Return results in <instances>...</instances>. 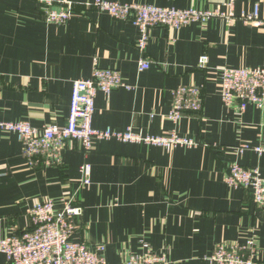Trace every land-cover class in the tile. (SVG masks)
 Returning a JSON list of instances; mask_svg holds the SVG:
<instances>
[{
  "label": "crops",
  "instance_id": "1",
  "mask_svg": "<svg viewBox=\"0 0 264 264\" xmlns=\"http://www.w3.org/2000/svg\"><path fill=\"white\" fill-rule=\"evenodd\" d=\"M69 3L61 24L44 20L37 0H0V121L26 120L34 126L64 125L72 82L89 78L93 61L116 69L128 87L98 91L91 126L143 135L171 130L197 142L192 147L92 139L89 150L65 143L58 163L29 165L14 132L0 128V240L29 225L28 210L39 201L72 196L82 207L75 239L103 244L105 264H119L151 249L168 264H209L219 243L255 236L256 262L264 264V208L249 189L226 185L228 164L257 168L264 177V106L243 112L224 106L223 67H264V0H235L241 17L258 6L259 23L211 18L178 29L154 26L144 53L139 31L112 17L93 0ZM163 7L214 9L225 0H110ZM206 54L204 68L198 59ZM143 55L150 66L138 71ZM202 87L203 104L177 123L166 117L173 90ZM89 163V184L79 168ZM0 264H8L0 252Z\"/></svg>",
  "mask_w": 264,
  "mask_h": 264
},
{
  "label": "built area",
  "instance_id": "2",
  "mask_svg": "<svg viewBox=\"0 0 264 264\" xmlns=\"http://www.w3.org/2000/svg\"><path fill=\"white\" fill-rule=\"evenodd\" d=\"M44 7L47 23L61 24L69 20V3L54 0H37ZM235 0H225L214 9L163 7L149 3H123L110 0H93L92 5L112 17L129 21L139 31L136 46L144 53L149 38V29L166 26L178 29L191 22H205L211 18H221L232 22L237 18L246 23H259L258 6L249 14L238 17L233 11ZM207 55L198 59V67L204 68ZM150 66V60L140 56L138 71ZM119 87H128L116 69L103 68L93 61L89 78H79L72 82L69 113L64 125L46 124L34 126L26 120L0 121V128L14 132L22 144V152L29 165L41 160L58 163L61 151L67 141H78L83 150H89L92 139L115 138L120 141L148 143L170 149L176 146L192 147L197 142L179 136L175 130L163 135H143L127 129L122 132L111 129H94L91 126L94 99L98 91L109 94ZM220 95L224 106L243 112L248 105L264 106V67H223L220 77ZM203 104V91L197 85H179L173 90L172 103L166 117L172 123L185 113H197ZM253 148L261 152L262 147L242 144L236 151ZM81 184H89L91 167L84 163L79 168ZM226 185L249 189L254 203L264 208V177L257 168H246L236 161L228 164L224 177ZM82 207L72 196L61 195L57 202L52 198L34 203L28 210L29 225L0 240V252L8 264H105L103 244L89 245L75 239L78 218ZM209 264H257L255 236L244 241L219 243L207 255ZM119 264H168L166 257L148 249L140 255H131Z\"/></svg>",
  "mask_w": 264,
  "mask_h": 264
}]
</instances>
